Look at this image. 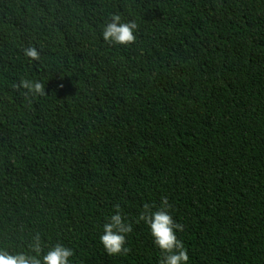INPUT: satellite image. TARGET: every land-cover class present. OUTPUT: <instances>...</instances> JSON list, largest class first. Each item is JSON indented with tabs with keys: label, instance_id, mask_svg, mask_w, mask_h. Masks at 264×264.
Returning <instances> with one entry per match:
<instances>
[{
	"label": "trees",
	"instance_id": "obj_1",
	"mask_svg": "<svg viewBox=\"0 0 264 264\" xmlns=\"http://www.w3.org/2000/svg\"><path fill=\"white\" fill-rule=\"evenodd\" d=\"M114 14L132 44L103 41ZM162 197L189 264H264V0H0V247L157 264L142 221L126 256L99 235Z\"/></svg>",
	"mask_w": 264,
	"mask_h": 264
},
{
	"label": "clouds",
	"instance_id": "obj_2",
	"mask_svg": "<svg viewBox=\"0 0 264 264\" xmlns=\"http://www.w3.org/2000/svg\"><path fill=\"white\" fill-rule=\"evenodd\" d=\"M136 29L135 22L124 21L120 15L114 14L101 26L100 34L106 44L127 46L135 41ZM24 55L30 60H40V53L35 47L24 49ZM19 87L39 94L44 86L39 81L24 80ZM113 208V214L106 218L99 235V243L108 256L122 257L130 252L128 235L133 231V223L142 221L148 228L154 247L160 252L157 264H189L187 249L177 237V233L183 231V225L173 219L172 205L167 197L161 198L158 207L144 204L137 220L132 222L122 214L119 204L113 205ZM46 247L41 233L37 231L31 236L27 251L10 252L0 247V264H73L71 258L74 253L70 247L56 243L45 251Z\"/></svg>",
	"mask_w": 264,
	"mask_h": 264
}]
</instances>
